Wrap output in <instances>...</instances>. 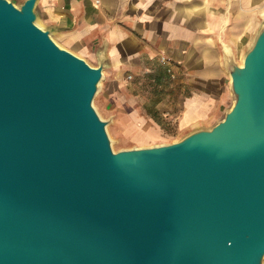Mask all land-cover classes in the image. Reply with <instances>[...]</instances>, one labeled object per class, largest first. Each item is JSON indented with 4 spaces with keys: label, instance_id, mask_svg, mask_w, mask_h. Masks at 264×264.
Instances as JSON below:
<instances>
[{
    "label": "water",
    "instance_id": "obj_1",
    "mask_svg": "<svg viewBox=\"0 0 264 264\" xmlns=\"http://www.w3.org/2000/svg\"><path fill=\"white\" fill-rule=\"evenodd\" d=\"M0 0V264H263L264 19L231 107L175 142L114 152L97 67Z\"/></svg>",
    "mask_w": 264,
    "mask_h": 264
},
{
    "label": "crops",
    "instance_id": "obj_2",
    "mask_svg": "<svg viewBox=\"0 0 264 264\" xmlns=\"http://www.w3.org/2000/svg\"><path fill=\"white\" fill-rule=\"evenodd\" d=\"M37 5L42 27L54 28L53 41L90 66L97 67L104 52L103 73L155 80L160 90L146 97L148 127L130 123L125 131L137 147L153 143L170 121L184 136L222 118L233 103L225 57L237 61L264 19V0H38Z\"/></svg>",
    "mask_w": 264,
    "mask_h": 264
},
{
    "label": "rangeland",
    "instance_id": "obj_3",
    "mask_svg": "<svg viewBox=\"0 0 264 264\" xmlns=\"http://www.w3.org/2000/svg\"><path fill=\"white\" fill-rule=\"evenodd\" d=\"M13 2L16 5L19 4L18 0ZM37 9L39 12L38 5ZM39 19L41 21L40 17ZM242 56L238 58V64H241ZM128 75L120 79L104 72L98 92L92 101L100 118L109 121L106 130L114 152L137 147L136 142L131 140L132 137L125 134L127 126L130 123H137L138 128L148 127L149 122L144 117V111L148 109L146 105L150 106L151 103L146 102V97L154 96L157 90H160L159 87H155L156 82L152 78L146 79L138 76L130 78ZM142 118L145 120L143 121ZM181 137L182 135L170 121L167 126L163 127L160 137L154 139V142L148 146L175 142Z\"/></svg>",
    "mask_w": 264,
    "mask_h": 264
},
{
    "label": "bare ground",
    "instance_id": "obj_4",
    "mask_svg": "<svg viewBox=\"0 0 264 264\" xmlns=\"http://www.w3.org/2000/svg\"><path fill=\"white\" fill-rule=\"evenodd\" d=\"M36 24H37L39 27H42V23H41L40 19L37 20ZM241 59H242V57H241Z\"/></svg>",
    "mask_w": 264,
    "mask_h": 264
}]
</instances>
